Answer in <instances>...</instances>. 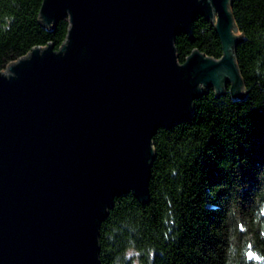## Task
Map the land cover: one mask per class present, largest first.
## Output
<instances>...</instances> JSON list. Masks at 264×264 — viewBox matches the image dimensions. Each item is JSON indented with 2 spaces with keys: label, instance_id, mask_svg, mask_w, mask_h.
<instances>
[{
  "label": "water",
  "instance_id": "1",
  "mask_svg": "<svg viewBox=\"0 0 264 264\" xmlns=\"http://www.w3.org/2000/svg\"><path fill=\"white\" fill-rule=\"evenodd\" d=\"M231 0H42L69 20L58 50L0 70V264H100L114 198L149 199L152 137L209 88L243 95ZM210 18L222 46L177 59L174 37Z\"/></svg>",
  "mask_w": 264,
  "mask_h": 264
},
{
  "label": "trees",
  "instance_id": "2",
  "mask_svg": "<svg viewBox=\"0 0 264 264\" xmlns=\"http://www.w3.org/2000/svg\"><path fill=\"white\" fill-rule=\"evenodd\" d=\"M42 0H0V70L34 47L58 50L67 15L46 25ZM243 95L209 88L194 112L152 137L149 199L114 198L99 226L100 264H264V0H231ZM179 62L197 49L219 58L213 21L174 37Z\"/></svg>",
  "mask_w": 264,
  "mask_h": 264
}]
</instances>
